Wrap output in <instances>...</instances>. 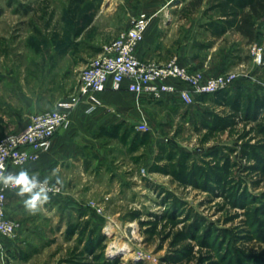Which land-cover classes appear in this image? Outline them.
<instances>
[{
  "label": "rangeland",
  "instance_id": "rangeland-1",
  "mask_svg": "<svg viewBox=\"0 0 264 264\" xmlns=\"http://www.w3.org/2000/svg\"><path fill=\"white\" fill-rule=\"evenodd\" d=\"M151 2L0 0V140L77 92L97 41L111 43ZM193 3L170 1L181 11L160 15L147 40L237 81L191 105L123 92L112 111L86 117L82 160L37 177L62 192L27 211L16 249L6 242L10 264H264V64L254 54L264 16L253 43L234 29L213 37L209 24L227 20L217 0Z\"/></svg>",
  "mask_w": 264,
  "mask_h": 264
},
{
  "label": "built area",
  "instance_id": "built-area-1",
  "mask_svg": "<svg viewBox=\"0 0 264 264\" xmlns=\"http://www.w3.org/2000/svg\"><path fill=\"white\" fill-rule=\"evenodd\" d=\"M153 15L145 12L133 16L127 29L122 31L102 52L82 70L77 92L57 102L54 110L33 113L25 126L0 140V163L3 173L18 174L21 170L40 161L43 153L51 149L54 137L71 124L73 113L80 108L92 114L101 106L98 94L121 92L146 96L153 100L175 95L187 105L197 96L215 94L228 89L237 81L234 73L207 75L201 70H191L174 56L163 63L146 61L137 56L144 42ZM262 49H254L258 63L263 61ZM148 130L146 123L138 126ZM32 176V175H30ZM38 179V183H44ZM48 196H58L62 189L47 183ZM19 190L0 182V264H10L6 242L17 239L21 225L7 212V200L12 192Z\"/></svg>",
  "mask_w": 264,
  "mask_h": 264
},
{
  "label": "crops",
  "instance_id": "crops-1",
  "mask_svg": "<svg viewBox=\"0 0 264 264\" xmlns=\"http://www.w3.org/2000/svg\"><path fill=\"white\" fill-rule=\"evenodd\" d=\"M151 4H147L146 7H144V4L139 5V11L134 14L137 15L140 12H145L147 14L153 15V19L151 21L150 27L148 29V32L146 34V38L144 42L139 46L137 50V56L140 59L146 60V61H154L158 63H163L167 61V50H163L161 46L156 44L154 41H148V36L150 34V30L154 29L155 26L158 28H161V24L157 25V20L158 17L161 15H168V14H177L181 11L180 8H174L168 5V3L172 0H151ZM155 4V5H153ZM126 10L129 11V7L126 5L124 6ZM184 9V8H183ZM196 8L195 10H197ZM196 11H194L193 14H195ZM239 34V33H238ZM240 35V34H239ZM110 42V38L106 39H100L97 41V45L100 48H103ZM171 58V57H170ZM179 61L189 67L191 70H196L195 66H192L185 61L183 58H179ZM191 64H195L194 61L191 62ZM4 75L5 78L9 79L10 76L8 74H2ZM9 83V80L7 81ZM126 91H121V92H103L98 94V98L101 101V106L95 110L98 111L99 109H104L108 108V110H113L112 109V103L117 104V101L120 99V95ZM31 109V102H28L27 110ZM84 109L83 107L80 108L76 114L73 117V123L74 126L72 129L68 130H61L58 132V134L54 137L51 149L48 152H45L42 154L41 159L39 162L29 166L28 168L24 169L26 170L29 175H37V177L40 178H45L46 176L50 175L51 172L57 173L58 171L62 170V167L65 166L68 162H74L75 156H78L80 160L82 158L79 156L78 153V142L79 139H76V135L81 133L80 131H83V125L82 122L85 123L86 117L89 118L94 114H86L85 116H81L82 110ZM85 111V109H84ZM79 116V117H78ZM81 116V117H80ZM93 125H98V121L93 120ZM72 123V124H73ZM89 123L87 122V125ZM85 125V124H84ZM24 126V125H23ZM22 126V127H23ZM89 126H87L88 128ZM22 129V128H21ZM18 129L15 132L21 130ZM14 133V132H12ZM64 164V165H63ZM19 190L12 192L7 200V212L8 215L16 220L17 222L20 223L21 229L19 230L17 240L14 242H10L9 246L10 249H16L18 243L20 242V239L22 238L20 232H22L25 229L26 225H29L30 222H32V219L30 218L29 215H27V210L25 209L24 206V200L28 199L29 196L28 194H25L23 197L19 196L17 193ZM49 202V201H48ZM47 202V203H48ZM47 203H45L47 205Z\"/></svg>",
  "mask_w": 264,
  "mask_h": 264
},
{
  "label": "trees",
  "instance_id": "trees-1",
  "mask_svg": "<svg viewBox=\"0 0 264 264\" xmlns=\"http://www.w3.org/2000/svg\"><path fill=\"white\" fill-rule=\"evenodd\" d=\"M203 2L204 0H196V3L193 4L198 8ZM215 8L222 10L227 20L221 26H216L212 22L209 24L213 37H221L229 29H234L242 37L248 39L250 43L259 39L260 34L255 22L264 16V0H239L236 3H232V0H217ZM262 62L264 64V52ZM222 92L224 90L215 93V95ZM206 96L208 95H202L200 98Z\"/></svg>",
  "mask_w": 264,
  "mask_h": 264
},
{
  "label": "clouds",
  "instance_id": "clouds-1",
  "mask_svg": "<svg viewBox=\"0 0 264 264\" xmlns=\"http://www.w3.org/2000/svg\"><path fill=\"white\" fill-rule=\"evenodd\" d=\"M3 168L4 165L0 163V182L5 187L18 188L19 192L17 194L21 197L28 194L29 198L24 200V206L29 213L35 214L49 201L47 179L44 183H38L37 175L30 176L26 170H21L18 174L9 173L8 175H4Z\"/></svg>",
  "mask_w": 264,
  "mask_h": 264
},
{
  "label": "water",
  "instance_id": "water-1",
  "mask_svg": "<svg viewBox=\"0 0 264 264\" xmlns=\"http://www.w3.org/2000/svg\"><path fill=\"white\" fill-rule=\"evenodd\" d=\"M131 232H132V230H131V229H129V230H128V234H129V235H131Z\"/></svg>",
  "mask_w": 264,
  "mask_h": 264
},
{
  "label": "bare ground",
  "instance_id": "bare-ground-1",
  "mask_svg": "<svg viewBox=\"0 0 264 264\" xmlns=\"http://www.w3.org/2000/svg\"><path fill=\"white\" fill-rule=\"evenodd\" d=\"M122 250V249H121Z\"/></svg>",
  "mask_w": 264,
  "mask_h": 264
}]
</instances>
